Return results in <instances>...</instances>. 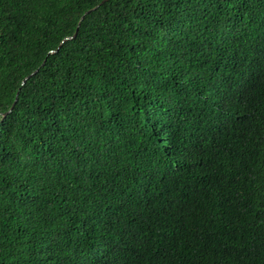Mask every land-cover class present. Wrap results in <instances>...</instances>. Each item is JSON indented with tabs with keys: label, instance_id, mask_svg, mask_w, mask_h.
Listing matches in <instances>:
<instances>
[{
	"label": "trees",
	"instance_id": "1",
	"mask_svg": "<svg viewBox=\"0 0 264 264\" xmlns=\"http://www.w3.org/2000/svg\"><path fill=\"white\" fill-rule=\"evenodd\" d=\"M100 1L0 0V264H264V0Z\"/></svg>",
	"mask_w": 264,
	"mask_h": 264
},
{
	"label": "water",
	"instance_id": "2",
	"mask_svg": "<svg viewBox=\"0 0 264 264\" xmlns=\"http://www.w3.org/2000/svg\"><path fill=\"white\" fill-rule=\"evenodd\" d=\"M105 1H107V0H101V1H100L96 6H94L92 9H96L99 5L103 4ZM90 10H91V9H90ZM90 10H87L84 14L88 13ZM84 14H83V15H84ZM83 15L81 16V19L83 18ZM76 31H77V28H76V30L74 31L73 35L68 36V37H65V38L63 39V41H65V40H67V39H72V38H74L75 35H76ZM63 41H62V42H63ZM53 51H55V50H52V51H50V52H53ZM41 65H43V62H42ZM36 71H37V68H36L33 72H31L29 75H27V76L22 80V83H24V81H25L26 79H28L31 75H33Z\"/></svg>",
	"mask_w": 264,
	"mask_h": 264
},
{
	"label": "snow or ice",
	"instance_id": "3",
	"mask_svg": "<svg viewBox=\"0 0 264 264\" xmlns=\"http://www.w3.org/2000/svg\"><path fill=\"white\" fill-rule=\"evenodd\" d=\"M261 68L264 69V60L261 61ZM232 103L231 100H225L223 101V106L226 108ZM0 123H2V117H0ZM225 123H228V121L225 119ZM111 264H116L115 255H113Z\"/></svg>",
	"mask_w": 264,
	"mask_h": 264
}]
</instances>
